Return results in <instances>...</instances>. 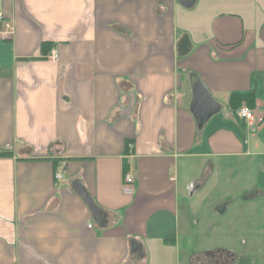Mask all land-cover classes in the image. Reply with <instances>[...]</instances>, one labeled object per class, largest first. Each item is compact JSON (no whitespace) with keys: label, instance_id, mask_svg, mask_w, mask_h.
I'll return each instance as SVG.
<instances>
[{"label":"crops","instance_id":"0c3cea01","mask_svg":"<svg viewBox=\"0 0 264 264\" xmlns=\"http://www.w3.org/2000/svg\"><path fill=\"white\" fill-rule=\"evenodd\" d=\"M0 13L14 28L0 39V264H264L249 256L264 241V0H0ZM193 75L219 106L202 128ZM234 94L256 97L255 122ZM211 197L240 218L208 217L197 236Z\"/></svg>","mask_w":264,"mask_h":264},{"label":"water","instance_id":"95a60500","mask_svg":"<svg viewBox=\"0 0 264 264\" xmlns=\"http://www.w3.org/2000/svg\"><path fill=\"white\" fill-rule=\"evenodd\" d=\"M183 7L192 8L197 0H177ZM192 89L194 93V101L192 104V112L196 117L199 128H202L206 121L216 112L219 111V106L210 95L207 88L202 81L193 75L191 78ZM75 191L84 200L89 207L93 217L100 221L101 216H105L106 213L102 210L94 201L92 196L88 193L85 187L80 182H76L74 185Z\"/></svg>","mask_w":264,"mask_h":264},{"label":"rangeland","instance_id":"374dc122","mask_svg":"<svg viewBox=\"0 0 264 264\" xmlns=\"http://www.w3.org/2000/svg\"><path fill=\"white\" fill-rule=\"evenodd\" d=\"M221 200L222 201H220L219 206H222L225 204V203H223L224 200L223 199H221ZM225 200L227 202V200H229V199H225ZM233 201L235 202L234 203L235 205H239V203H236V202L240 201V199H233ZM190 203H191V200H190ZM215 203H216V201H215V199H213V197L207 199L206 202H203L201 204L200 208L196 212V215L193 216V218L191 219V221L193 220V222H197V226L195 227V228H199L196 230V233H195L197 236L204 232L202 229H200V226H202V227L204 226L203 221L205 219H207L208 217H210L211 219H214L217 222L218 227H220V226L224 227L225 226L224 222L230 220L231 218H233L234 225H236V218L237 219L240 218L239 215H237V214L232 215L229 212L227 214H224L223 216L219 215L218 214L219 212H217L218 210H216V212H214V210H212V206H214ZM236 207L237 206H235V208ZM190 209H191V206H190V208H188V204L182 206V220L184 223H187L189 221V218L191 216V214H190L191 212H189ZM244 217H246V215ZM198 247L204 248L201 246H198ZM255 252H257V253L252 254L251 252H249L250 258L255 257L254 258L255 260H260L261 258L263 259V257H264V241L263 240H261L260 243H257L255 241Z\"/></svg>","mask_w":264,"mask_h":264},{"label":"built area","instance_id":"2783aa9c","mask_svg":"<svg viewBox=\"0 0 264 264\" xmlns=\"http://www.w3.org/2000/svg\"><path fill=\"white\" fill-rule=\"evenodd\" d=\"M14 31L13 25L5 20L4 15L0 13V39L4 35H11ZM51 60L56 61L58 59V53L53 50L49 57ZM236 115L242 119L247 121L248 123H253L257 120L256 114L252 108H250L248 105H242L237 111ZM128 148L132 149L134 148V145L132 143H129ZM63 178L62 173L56 174V179ZM134 177L129 172L125 173L124 175V182H123V188L126 192H130L132 186L134 185Z\"/></svg>","mask_w":264,"mask_h":264},{"label":"trees","instance_id":"16d2710c","mask_svg":"<svg viewBox=\"0 0 264 264\" xmlns=\"http://www.w3.org/2000/svg\"><path fill=\"white\" fill-rule=\"evenodd\" d=\"M49 43H43L42 44V51L48 52L50 49ZM230 103L236 112L243 104L248 105L250 108L256 107V97L251 94H234L230 98ZM11 155L9 153H1L0 156H8Z\"/></svg>","mask_w":264,"mask_h":264}]
</instances>
